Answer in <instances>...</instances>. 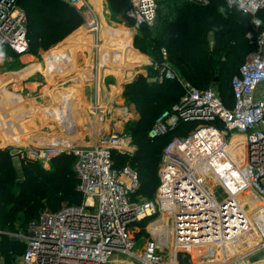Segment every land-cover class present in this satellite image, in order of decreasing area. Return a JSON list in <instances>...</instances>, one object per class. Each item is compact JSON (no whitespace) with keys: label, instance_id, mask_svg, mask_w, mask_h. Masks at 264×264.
<instances>
[{"label":"built area","instance_id":"built-area-1","mask_svg":"<svg viewBox=\"0 0 264 264\" xmlns=\"http://www.w3.org/2000/svg\"><path fill=\"white\" fill-rule=\"evenodd\" d=\"M18 1L0 0V49L28 52L27 14ZM64 1L83 16L85 26H98L89 0ZM128 1L127 15L137 27L156 23L160 0ZM225 2L229 9L237 7L251 16L254 31L246 38L256 45L232 77V105L224 103L215 86L200 89L184 84V95L155 120L148 135L164 136L180 123L196 125L165 145L159 184L150 199L133 197L141 186L135 168L114 167V150L136 149L132 136L121 128L104 135V145L68 149L66 142L58 141L28 149V159L46 165L64 151L73 155L84 200L44 212L24 231L12 234L25 244L17 264H118L121 257L135 264H167L170 249V264H264V89L258 96L264 86V30L258 32L262 20L257 16L264 0ZM166 66L156 65V82L164 81ZM110 106L108 113H115L116 106ZM91 113L95 124L102 125L106 110L98 105ZM234 133L245 139L244 166L229 148ZM146 217H151L148 224L154 218L158 224L156 230L149 227L151 239L138 252L131 228Z\"/></svg>","mask_w":264,"mask_h":264},{"label":"trees","instance_id":"trees-1","mask_svg":"<svg viewBox=\"0 0 264 264\" xmlns=\"http://www.w3.org/2000/svg\"><path fill=\"white\" fill-rule=\"evenodd\" d=\"M164 1V3H163ZM159 1L158 18L156 27L159 31L168 33L164 39L153 35L154 28L143 26L145 32L150 34L148 45L152 54L160 58V50L165 44L171 65L168 67L175 75L173 79H164V82L149 81L147 78L156 77L158 71L150 68L147 77L140 76L125 87L124 95L133 104L139 113L138 120L128 125L127 130L133 138L136 149L133 153L114 150L112 158L114 167L122 169L131 165L138 171L141 186L136 192L150 199L159 184L158 169L165 145L174 136H183L195 127V123H180L179 126L164 136L156 138L149 137V131L155 120L166 110L172 107L184 95V87L179 83L177 76L189 81L194 87L207 89L216 84V88L224 103L231 106L233 103V92L231 89L232 77L238 72L246 55L256 49L246 38L249 31H254L251 16L241 9L234 7L229 9L225 0H209L205 7L196 4L180 2L177 0L172 12L160 14L161 8L165 6V0ZM27 14L28 37L30 40V52L37 53L39 50H48L51 46L61 42L83 23V16L64 0H19ZM113 10L118 14L128 17V0H110ZM227 12L224 22L233 23L239 34L241 44L247 43L248 49L241 51L239 61L225 67L214 60V55L209 54L210 46L207 43L209 33L214 34L213 48L220 49L227 41L232 40L230 35L223 33L216 24L207 20L211 14L223 17L222 11ZM225 16V15H224ZM257 16L262 20L258 32L264 30V9ZM237 23V24H236ZM152 30V31H151ZM256 32V34L258 33ZM233 37L236 36L233 34ZM238 41V40H237ZM138 42V41H137ZM231 42V41H230ZM78 42L74 44L77 45ZM75 45L68 46L59 51L52 58L56 66L63 60ZM145 49V46H142ZM220 68V69H219ZM156 69V68H155ZM219 74H216V71ZM228 70V71H226ZM230 74L226 88L219 85L222 79ZM218 77V81H215ZM220 87V88H219ZM82 87H74L71 93L81 92ZM13 154L8 149H0V226L8 229H17L19 223L25 230L30 222L36 220L45 208L59 211L62 203L67 205H80L82 193L78 189L79 179L71 167L73 156L61 154L52 161V168L45 169L38 161L26 159L22 166L23 180L19 182L17 170L14 167ZM73 163V162H72ZM135 194V196H136ZM52 212V213H53ZM151 217H146L138 224L147 225ZM17 231V230H15ZM3 231L1 241L5 264H14L16 258L24 253L25 244L16 238L10 237ZM182 260L181 254L179 255Z\"/></svg>","mask_w":264,"mask_h":264},{"label":"rangeland","instance_id":"rangeland-1","mask_svg":"<svg viewBox=\"0 0 264 264\" xmlns=\"http://www.w3.org/2000/svg\"><path fill=\"white\" fill-rule=\"evenodd\" d=\"M175 2H177V0H165V6L161 8L160 14L172 12ZM91 6L95 14V10L100 13V19H97L99 30L93 31V28H89L83 23L61 42L51 46L48 50H39L37 53H32L30 50L28 52H16L7 47H2L0 49V119L8 126L7 129L0 134V144H6L0 145V149H8L13 154H18L13 157V162L20 176L18 178L19 182L23 180L22 175L24 169L22 163L28 159V149L40 147L43 144L52 145L58 141L63 143L66 142L65 146L68 149L75 148L76 146H90L96 143L104 145V135L111 134V132L120 128L123 134L130 135L127 127L129 124L138 120L139 113L135 106L131 104L124 95L126 85L132 83L140 76L147 77L151 71L150 68L157 70L155 69L156 65L161 66L167 64L166 70L164 71L165 78L173 79L168 72V67L171 65V62L169 60L168 50L166 46H164L165 44H161L160 58L155 57L151 49L149 48L148 50L150 34L144 31L142 28L143 26L137 27L129 16L125 17L123 14L115 12L111 6L110 0H95ZM198 6L205 7L207 5ZM126 13H128V11H126ZM222 13L221 15H223V17L210 13V17L206 24L210 22L216 24L222 29L223 33L228 32V34H231L230 37L232 40H230L231 42L227 41L224 43V46L222 45L220 49L215 50L213 48L214 34L211 32L207 36V43L210 46L211 53L209 54L214 55V60L228 68L231 67V64L240 60L241 51L245 52L248 46L245 42L241 44L240 39H246L244 36L242 38L237 37L239 34L236 32V28L233 29L234 22L230 24L223 21V19L227 17V12L223 10ZM155 26L156 23L153 26H148L150 29L154 28L155 32H153V35H157L164 39V37L169 34V32L164 33L162 30L159 31V27L155 28ZM105 30L117 37L118 43L115 47H112V51H109L111 49H108L107 43L103 42L102 33L105 32ZM233 34L236 36L235 38ZM84 36L88 39L87 44L84 43L86 41L85 39L80 40V38ZM75 42H78L77 45L74 44ZM82 42L85 44L82 46L87 47V51L86 53L77 51L75 58L76 62L72 67H68L63 71L59 70L56 73L51 72L50 63L48 61L49 51L57 47L63 48L64 45H75L72 49L75 50L81 48ZM130 44L136 49L139 56L134 61L131 56L128 55V45ZM100 46H103V48L107 50L101 51ZM142 46H145V49H142ZM101 62L107 67L112 66L111 69H107L108 72L101 70L102 68L99 67ZM89 65H93V67L91 66L92 79L85 83H74L75 76L79 77L78 73L81 69ZM131 66H134V68L136 67L134 70L136 72L133 74L131 71L128 72ZM157 71H159V69ZM215 71L216 74H219L218 70ZM126 72H128L129 75L125 82L117 83L115 79L114 84H112L116 86L114 92L118 91L119 93H116L118 96L116 97L115 95L109 99L106 97L103 98L101 92L106 91L104 89L105 86L109 89L107 84L109 78H111L113 74L117 76L123 75L124 77ZM229 77L230 74L222 79V84L219 85L221 88H226ZM176 78H178V80L180 79L179 83L183 87L185 83L191 84L180 76ZM147 79L149 81H155L154 78ZM76 86L82 87V92L80 93L79 99L77 96V98L73 100L74 97L71 96L69 98L68 93ZM214 86L216 87L217 85L214 84ZM117 88H119V90H117ZM263 89L264 86L261 85L258 89V96L261 95L260 93ZM110 104L116 106L115 113L113 110V113H108L107 110L111 107ZM98 105L106 110L103 122H101L102 125L95 124V116L91 113L93 107ZM125 109L128 111H124ZM116 110L118 111L117 113ZM119 112H121L120 115ZM122 112L124 113L123 116ZM114 117L117 118L116 121L113 120ZM242 137L243 136L240 134H232L229 140V148L231 154L241 163L240 165L244 166L245 159L243 158V153L245 147L243 143L245 139ZM39 138H43V140H47L48 142H35L39 140ZM17 141H24L27 145L18 146ZM132 142H134L133 138ZM62 154L68 153L64 151ZM38 162L45 169H51L53 167L52 162L47 165L40 161ZM72 162H74V158L73 161H71V167L73 164ZM220 191H222L221 188ZM135 194L133 195L134 198H144L143 195L136 194L135 196ZM83 200L84 195L82 194L81 201L83 202ZM67 204L68 202H64L61 207ZM44 212H53V210L45 208L41 214ZM156 220L157 219L154 218L152 223L156 222ZM150 224L143 226L142 224L136 223L131 228V234L137 241L135 250L138 252L142 251L147 242L151 239L152 234L149 231ZM16 228L17 229H8L0 226V264L6 263L2 255L3 247L1 241L3 237H1V234L5 231V234L13 237L12 234L24 231L19 223H17ZM164 230H166V228H164ZM13 238L18 239L17 237ZM172 253V249L166 251L167 264H170ZM20 256L21 254L16 258L14 264H17ZM191 259L192 262H196L195 258L191 257ZM118 264L135 263L130 258L121 257L118 260Z\"/></svg>","mask_w":264,"mask_h":264},{"label":"crops","instance_id":"crops-1","mask_svg":"<svg viewBox=\"0 0 264 264\" xmlns=\"http://www.w3.org/2000/svg\"><path fill=\"white\" fill-rule=\"evenodd\" d=\"M179 1V0H178ZM157 22V21H156ZM88 34V33H87ZM81 39H85L86 41L84 42L85 44H87V37L86 36H84V37H82V38H80V40ZM83 42L81 43V48H78V49H75V50H72L70 53H68L67 55H64V56H62L63 57V60L58 64V66H56V63L54 62V59L52 58L53 56H55V54L56 53H58L59 51H63L65 48H67L68 47V45H64V47L62 48V47H57V48H59V49H57V48H55L54 50H51V51H49L48 52V61H49V63H50V70H51V72H53V73H56L57 71H63V70H65L66 68H70V67H72L74 64H75V62H76V53H77V51H81V52H83V53H86V51H87V47H85V46H82V45H85ZM128 47H129V52H128V55H130L131 56V58H132V60L134 61V60H136V58L137 57H139L138 56V53H137V51H136V49H134L133 48V46H132V44H130V45H128ZM79 49H81V50H79ZM85 51V52H84ZM110 51H112V50H110ZM87 55V54H86ZM88 56V55H87ZM89 59V58H88ZM104 60V59H103ZM103 63H104V61H103ZM105 64V63H104ZM104 64H102V62H101V64H99V67L100 68H102L101 70H103L104 72L105 71H107V69H111V67L112 66H106V65H104ZM98 65V64H97ZM93 67V65H89L88 67H85V68H82L81 69V71L78 73V75H79V77H76L75 76V79H74V83H85V82H87V81H89V80H91L92 79V74H91V72H92V67ZM114 67V66H113ZM136 68V67H135ZM135 68H134V66H131L130 67V69L128 70V72L129 71H131L132 72V74L133 73H135L136 71H134L135 70ZM116 70V69H115ZM108 72V71H107ZM128 72H126L125 73V76L123 77V75H120V76H117L116 74L114 75H112L111 76V78H109V81H108V87H109V89L105 86V90L106 91H102L101 93H102V97L103 98H111L112 96H115L116 95V93H119L118 91H116V92H114V88L116 87L115 85H112V84H114V81H115V79H116V81H117V83H122V82H125L126 81V79L128 78ZM110 73V72H109ZM112 74V73H111ZM77 75V74H76ZM131 79V78H130ZM106 82V81H105ZM38 83H40V82H38ZM112 88V89H111ZM117 90H119V88H117ZM73 91V90H72ZM71 91V92H72ZM71 92H69L68 94H69V98L71 97V96H73L74 98H73V100L74 99H76L77 98V96H78V99L80 98V93L82 92H73V93H71ZM107 92V93H106ZM67 94V95H68ZM118 95H116V97H117ZM101 97V96H100ZM121 114V112L119 113V115ZM124 115V113L122 112V116ZM123 120H124V118H123ZM35 142H37V143H47L48 141L47 140H43V138H39V140H37V141H35ZM0 143H1V140H0ZM27 145V143H24V141H17V145L18 146H23V145ZM0 145H6V144H0ZM244 154V153H243ZM244 158V157H243ZM156 222H158V221H156ZM152 223L151 224V227L153 228V229H155L156 228V225L158 224V223Z\"/></svg>","mask_w":264,"mask_h":264},{"label":"bare ground","instance_id":"bare-ground-1","mask_svg":"<svg viewBox=\"0 0 264 264\" xmlns=\"http://www.w3.org/2000/svg\"><path fill=\"white\" fill-rule=\"evenodd\" d=\"M95 0H89V3L90 4H92L93 2H94ZM96 11V14H95V18H97V19H100V13L97 11V10H95ZM100 28H99V23H98V26L96 27V28H93V31L94 30H99ZM92 31V32H93ZM107 30H105V32H103L102 33V36H103V42H106L107 43V48L108 49H111L112 50V47H115L116 45H117V43H118V41H117V37H115V36H113V35H111V33H109V32H106ZM100 32V31H99ZM114 37V38H113ZM104 39H105V41H104ZM120 43V42H119ZM93 44V43H92ZM93 47V46H92ZM106 49V48H105ZM104 48H103V46H100V50L101 51H103V50H105ZM107 50V49H106ZM110 51V50H109ZM120 117V116H119ZM0 134L1 133H3L6 129H7V125H6V123H4L3 122V120H1L0 119ZM2 130V131H1ZM243 138V137H242ZM244 140V139H243ZM244 144V147H245V142L243 143ZM244 159H245V149H244ZM116 262V259H114V263Z\"/></svg>","mask_w":264,"mask_h":264},{"label":"water","instance_id":"water-1","mask_svg":"<svg viewBox=\"0 0 264 264\" xmlns=\"http://www.w3.org/2000/svg\"><path fill=\"white\" fill-rule=\"evenodd\" d=\"M215 81H218V77H216Z\"/></svg>","mask_w":264,"mask_h":264}]
</instances>
